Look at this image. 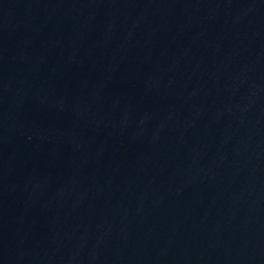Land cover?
I'll return each instance as SVG.
<instances>
[{"label": "water", "instance_id": "95a60500", "mask_svg": "<svg viewBox=\"0 0 264 264\" xmlns=\"http://www.w3.org/2000/svg\"><path fill=\"white\" fill-rule=\"evenodd\" d=\"M0 264H264V0H0Z\"/></svg>", "mask_w": 264, "mask_h": 264}]
</instances>
